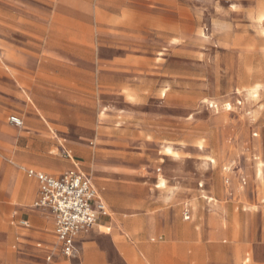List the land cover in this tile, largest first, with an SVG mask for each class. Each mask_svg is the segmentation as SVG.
Returning <instances> with one entry per match:
<instances>
[{"label":"rangeland","instance_id":"374dc122","mask_svg":"<svg viewBox=\"0 0 264 264\" xmlns=\"http://www.w3.org/2000/svg\"><path fill=\"white\" fill-rule=\"evenodd\" d=\"M259 14L264 0H0V151L55 175L70 151L138 215L190 206L196 253L176 263L264 264Z\"/></svg>","mask_w":264,"mask_h":264},{"label":"crops","instance_id":"0c3cea01","mask_svg":"<svg viewBox=\"0 0 264 264\" xmlns=\"http://www.w3.org/2000/svg\"><path fill=\"white\" fill-rule=\"evenodd\" d=\"M2 129L0 123V142ZM11 145L12 150L0 151V264H179L176 262L181 252L193 251L195 255L196 226L184 222L191 219L190 206L183 207L188 213L184 221L164 218L156 211L163 204L153 200L143 206L146 214L138 215L139 204L132 190L113 200L115 185L94 181L84 174L70 151L63 152L72 165L62 163L53 170L59 173L55 175L32 168V151L22 154L17 145ZM80 151L76 149L78 155L86 154ZM28 170L55 177L73 170L90 180L95 191L93 208L97 210L102 205L103 210L97 212L95 224L75 240L73 256L61 253L50 212L34 208L38 181L27 175ZM146 194L150 199L152 190Z\"/></svg>","mask_w":264,"mask_h":264},{"label":"built area","instance_id":"2783aa9c","mask_svg":"<svg viewBox=\"0 0 264 264\" xmlns=\"http://www.w3.org/2000/svg\"><path fill=\"white\" fill-rule=\"evenodd\" d=\"M9 123L17 128L23 125L16 116H10ZM27 175L38 181L34 208L50 212L54 218L53 233L61 253L66 257L73 256L75 240L95 224L97 212L103 210L102 205L97 210L93 208L95 191L90 180L73 170L58 177L33 170H28Z\"/></svg>","mask_w":264,"mask_h":264},{"label":"bare ground","instance_id":"6f19581e","mask_svg":"<svg viewBox=\"0 0 264 264\" xmlns=\"http://www.w3.org/2000/svg\"><path fill=\"white\" fill-rule=\"evenodd\" d=\"M255 3H256V2H255ZM254 5H255V4H254ZM262 6H263V4H262ZM262 6H261V7H262ZM259 7H260V6H259ZM261 7H260V8H261ZM254 8H255V7H254ZM260 8H259V10H261ZM250 11H251V10H250ZM262 15H263V13H262ZM262 15H261V16H260V14L258 15V17L260 16V20H259L260 22H263V21H264V16H262ZM256 18H257V17H256ZM259 32H260V31H259ZM263 35H264V34H263ZM252 37H253V36H252ZM242 38H243V37H242ZM236 40H237V39H236ZM252 40H253V39H252ZM263 40H264V39H263ZM263 40H261V41H263ZM234 42H235V41H234ZM245 43H246V42H244V44H245ZM246 44H247V43H246ZM246 44H245V45H246ZM248 44H249V43H248ZM233 45H234V44H233ZM234 46H235V45H234ZM242 46H243V45H242ZM249 46H250V45H249ZM258 46H259V45H258ZM255 47H256V46H255ZM263 47H264V46H263ZM233 48H234V47H233ZM263 56H264V55H263ZM250 76H251V75H250ZM244 77H245V76H244ZM257 77H258V76H257ZM246 78H247V77H246ZM252 79H253V78H252ZM242 80H244V78H243ZM245 80H246V79H245ZM250 81H251V79H250ZM259 81H260V80H259ZM248 82H249V81H248ZM251 82H252V81H251ZM245 84H246V83H245ZM257 85H258V84H257ZM249 86H250V85H249ZM254 87H255V86H254ZM241 90H242V89H241ZM251 93H252V94L255 93V90H252Z\"/></svg>","mask_w":264,"mask_h":264}]
</instances>
